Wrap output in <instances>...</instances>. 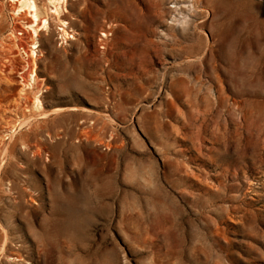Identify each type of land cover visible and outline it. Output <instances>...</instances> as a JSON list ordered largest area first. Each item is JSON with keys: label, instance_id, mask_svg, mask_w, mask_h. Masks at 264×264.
<instances>
[{"label": "rangeland", "instance_id": "374dc122", "mask_svg": "<svg viewBox=\"0 0 264 264\" xmlns=\"http://www.w3.org/2000/svg\"><path fill=\"white\" fill-rule=\"evenodd\" d=\"M35 1L12 57L0 0V264H264V0Z\"/></svg>", "mask_w": 264, "mask_h": 264}, {"label": "bare ground", "instance_id": "6f19581e", "mask_svg": "<svg viewBox=\"0 0 264 264\" xmlns=\"http://www.w3.org/2000/svg\"><path fill=\"white\" fill-rule=\"evenodd\" d=\"M15 1V0H14ZM17 1H19L20 2V4H21V7H23V8H26L25 10H27L26 11V14L27 13H29V14H31V16H30V18H28L27 16H26V18L24 19V23L20 26V25H18L17 23L15 24V23H13V25H12V27H11V29H10V32H8V40H9V44H7V46L11 49V54H12V57L14 56V54H15V52H14V46H16V44H17V42L15 43V38L17 37V32L20 30V28L21 27H23V29H27V30H29V31H32V32H34V34H36L37 35V37H38V29L37 28H39L40 27V25H42V28H48V24H49V19H41V17H40V13H41V11L39 12V6H37L38 5V2L37 1H35V0H17ZM54 2L55 1H60V0H53ZM37 2V3H36ZM57 3V2H56ZM63 3H66V0H62V5H63ZM67 4V3H66ZM13 5V7H14V4H12ZM16 5V4H15ZM53 5V4H52ZM62 5H60V6H56L55 7V15L57 16L58 15V21L60 22V25H61V27H63V28H61L60 30H61V33H60V35H63V37H62V40L63 39H67V38H70L71 36H70V33H68V31H67V29H66V24H67V22H65V20H63V19H60V14H63L62 13V11H64V10H62ZM65 6V5H64ZM66 7V6H65ZM20 11V10H19ZM67 11V10H66ZM21 12V11H20ZM51 12H52V10H51ZM28 14V15H29ZM17 15H19V14H17ZM21 15V14H20ZM54 15V14H53ZM14 19H16V18H14L13 17V20ZM50 27V26H49ZM40 32V31H39ZM59 32V31H58ZM24 34V31L23 32H21V34ZM28 34V33H27ZM36 35H34V36H36ZM33 36V35H32ZM7 37V36H6ZM37 37H35V38H37ZM39 38V37H38ZM37 38V39H38ZM4 39V38H3ZM18 39V38H17ZM37 39H35V40H37ZM35 40H33V41H35ZM3 41V40H2ZM30 42V44H31V46H30V51L29 50H27V55L29 56L30 55V57H31V59L33 60V62H32V64H33V66L35 67V63L37 64V62H36V59L37 58H35V55H36V51L34 50L36 47L34 46V45H36V41L35 42ZM1 43V42H0ZM35 43V44H34ZM3 44H4V42H3ZM14 45V46H12V45ZM32 44H34V45H32ZM29 45V44H28ZM5 46V45H4ZM32 46H33V48H32ZM7 47V48H8ZM8 48V49H9ZM38 49V48H37ZM22 51V50H21ZM20 51V52H21ZM18 52V51H17ZM22 53H24V51L22 52ZM26 54V53H25ZM24 54V55H25ZM20 55V54H19ZM23 56V55H22ZM26 58V57H25ZM8 60V59H7ZM28 60H29V58H28ZM27 60V61H28ZM13 61V62H12ZM26 61V60H25ZM38 61V60H37ZM10 62V61H9ZM11 62H12V66H10V67H7L6 69L4 68V74H5V77L8 79V80H14V76L12 75V73H10V71H12L13 72V70L14 69H18V67H20V63H19V61L18 60H15V59H11ZM27 64H28V62H27ZM9 65V64H8ZM11 65V64H10ZM30 65V64H29ZM28 66H26L25 68H27ZM32 67V66H31ZM36 68V67H35ZM25 70V69H24ZM28 70H29V67H28ZM30 70H32V69H30ZM35 70V69H34ZM27 71L26 73H21L20 74V78H19V81H17L18 83H19V89H18V91H16V95L18 96V97H24V99H27L28 100V96H29V93H33L34 94V92L33 91H27V89H31L30 87H32L33 85H32V83L31 84H28L27 82H26V80H25V78H28L29 80H31L30 78H31V75H34L33 77H35L36 76V74H35V71ZM20 71V70H19ZM32 77V79H34L35 80V78H33ZM32 85V86H31ZM35 85V84H34ZM38 87V86H37ZM34 89V88H33ZM32 89V90H33ZM40 95V94H39ZM39 95H38V93L35 95V98H34V100H32V104H33V106H34V108L35 109H42V102H41V97H39ZM41 96V95H40ZM17 99V98H16ZM18 100V99H17ZM1 102V101H0ZM43 112V111H42ZM40 114H41V112H40ZM40 114H39V116H40ZM38 115V114H37ZM36 115V116H37ZM44 115V114H43ZM42 114H41V116H43ZM35 116V117H36ZM24 117V116H23ZM31 119V118H30ZM27 122H28V118L26 117H24V118H22L20 121H19V123H17V124H13V125H8L9 127H6V128H3V132L4 133H7V135L9 136L8 138H10V141H9V143L7 144V147H6V149L4 150V154H3V159H2V163H1V165H0V192L1 191H3L4 190V184H5V182H6V180H8V178H7V176H6V174H5V168H6V166L9 164V159H10V157L12 156V153H11V140L12 139H14L15 137L14 136H16V133L18 134V130L20 129V127H22L23 128V126L24 127H26L25 125H27ZM29 122H30V120H29ZM18 131V132H17ZM20 135H21V133H20ZM1 136V135H0ZM3 136V135H2ZM2 139V138H1ZM15 141V140H14ZM13 141V142H14ZM23 145H25L26 146V144L24 143ZM3 146V145H2ZM37 146V145H36ZM28 147V146H27ZM26 147V148H27ZM23 148H25V147H23ZM14 152V151H13ZM40 152H41V149H40ZM39 152V153H40ZM38 153V154H39ZM40 155V154H39ZM7 171V170H6ZM6 244H7V240L5 241V243H4V246H3V249L2 250H0V258H2V255H3V253L5 252V248H6Z\"/></svg>", "mask_w": 264, "mask_h": 264}]
</instances>
